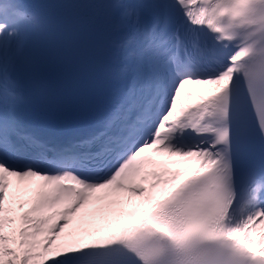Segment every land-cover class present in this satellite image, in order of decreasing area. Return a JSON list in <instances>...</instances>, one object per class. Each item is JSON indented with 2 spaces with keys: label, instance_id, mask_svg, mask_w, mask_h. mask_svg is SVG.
<instances>
[{
  "label": "snow or ice",
  "instance_id": "obj_1",
  "mask_svg": "<svg viewBox=\"0 0 264 264\" xmlns=\"http://www.w3.org/2000/svg\"><path fill=\"white\" fill-rule=\"evenodd\" d=\"M87 2L69 23L0 0V264H264V0ZM80 39L121 88L53 142L33 49ZM186 85L214 88L185 105Z\"/></svg>",
  "mask_w": 264,
  "mask_h": 264
},
{
  "label": "bare ground",
  "instance_id": "obj_2",
  "mask_svg": "<svg viewBox=\"0 0 264 264\" xmlns=\"http://www.w3.org/2000/svg\"><path fill=\"white\" fill-rule=\"evenodd\" d=\"M210 87H212V86H202V85H199L198 87L194 88L193 85H186V86H185V89L190 88V90H191V91H190L191 97H189V96L187 95V96L185 97V100L187 101V100H194V99H196V98H197V95H198L199 92H201V91H203V90H206V89H209ZM185 89H184V90H185ZM185 100H184V101H185ZM22 198H26V197H22ZM27 206H28V205H25V210H26ZM76 222H77V220H74V221H73V224L69 225V227H71L72 225L76 224ZM69 227H68V228H69Z\"/></svg>",
  "mask_w": 264,
  "mask_h": 264
},
{
  "label": "rangeland",
  "instance_id": "obj_3",
  "mask_svg": "<svg viewBox=\"0 0 264 264\" xmlns=\"http://www.w3.org/2000/svg\"><path fill=\"white\" fill-rule=\"evenodd\" d=\"M196 86H199V85H194V87H196ZM202 86H203V85H202ZM88 210H89V211L91 210V206L89 207ZM77 223H78V220H77L76 224L72 225V226L69 227V228H66V229H65V232L69 231V230L72 229V228H75V227L77 226ZM100 234H101V233H100Z\"/></svg>",
  "mask_w": 264,
  "mask_h": 264
}]
</instances>
